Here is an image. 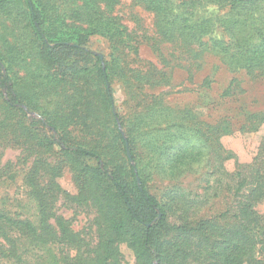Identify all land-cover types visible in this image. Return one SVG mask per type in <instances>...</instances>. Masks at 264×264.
Here are the masks:
<instances>
[{
	"label": "trees",
	"instance_id": "trees-1",
	"mask_svg": "<svg viewBox=\"0 0 264 264\" xmlns=\"http://www.w3.org/2000/svg\"><path fill=\"white\" fill-rule=\"evenodd\" d=\"M98 1L0 0V148L21 146L19 161L33 157L24 185L37 207L33 218L0 204V264H34L32 254L43 264H121L122 243L136 264H264V138L254 161L234 171L223 166L233 154L220 142L264 123V110L241 97L246 78L264 80V0H131L153 13L152 31L142 32L114 13L119 0ZM94 37L108 43L103 56L92 48ZM144 42L164 62V45L179 52L190 72L209 64L227 72L200 84H219L211 101L218 114L168 104L160 88L175 84L173 71L142 59ZM29 111L40 117L30 119ZM164 124L177 129L184 151L166 170L180 180L161 193L152 192L151 162L172 148L174 134L155 142L145 136ZM209 149L220 166L207 165ZM2 155L0 181L14 166L2 165ZM203 169L210 197L181 181ZM67 170L74 194L57 182ZM61 195L96 211L93 247L56 214ZM63 245L69 249L58 258L51 247Z\"/></svg>",
	"mask_w": 264,
	"mask_h": 264
},
{
	"label": "rangeland",
	"instance_id": "rangeland-1",
	"mask_svg": "<svg viewBox=\"0 0 264 264\" xmlns=\"http://www.w3.org/2000/svg\"><path fill=\"white\" fill-rule=\"evenodd\" d=\"M80 2V0H79ZM102 7H106V1H98ZM115 14H118L122 21L128 25L130 29H138L142 32L145 28L152 31L154 24V16L150 11L145 10L141 5H136L132 3L131 0H119V3L115 6ZM92 48L101 56H103L102 50H107L108 43L102 37H94L92 39ZM168 46V45H167ZM164 45V52L168 57V61H163L157 53H155L151 46L144 42L140 45V57L144 60L152 61L159 67H165L168 71H173V76L175 79V84L180 83V85L167 86L160 88V90L168 91V104L178 105V104H193L195 105L196 111L203 115L209 116L211 114H218L217 110L213 107L211 101L216 100L218 97L219 84L216 82L212 84L213 89L208 90L205 87L200 88L201 80L208 74H214L215 80L223 79L224 76L228 75L225 71L214 72L211 68V64L201 69L197 73L190 72L189 65L190 60L183 57L179 52L174 53L172 48ZM225 78V77H224ZM246 78V77H245ZM250 80V81H249ZM182 83L184 85H182ZM192 88V90L186 88ZM245 92L241 94L243 100H245L249 107L254 110H264V80H252L246 78L244 80ZM118 97H122V93L118 90ZM188 106V105H186ZM192 106V105H191ZM30 119L39 118L37 112L29 111L28 114ZM150 135L145 136L148 141L155 142L157 135L161 140L167 139L169 131L173 132L174 137L171 139L170 144L171 149H160L156 156H153L155 160L151 162L154 170L156 171V177L152 184V192L163 193L166 190V186L173 182L180 180L175 176H167L166 170L169 167V159L174 156V154H183L184 140L180 137L177 129L172 127V125L159 126L156 129H150ZM79 132L76 129V133ZM124 135L126 134L122 130ZM264 138V123L260 125L257 130L254 131H243L237 129L235 132L227 135H222L220 137V142L223 144L224 148L231 151L233 157L223 161L224 167L229 171H234L236 169V163H251L257 157L260 144ZM3 155L1 158V164L5 165L8 162L14 163L12 167L11 174L9 173L0 181V204H3L12 209L13 212L22 213L23 215H28L36 218V202L27 196V188L24 185V176L29 170L33 162V157L28 160L19 161L23 154V148L21 146H7L5 148H0ZM216 154L209 149L207 158V165L210 162L217 163L220 166V158L216 159ZM209 169V168H208ZM208 172H211L209 170ZM206 173V169L202 170V175L197 172H188L182 176L181 181L183 186L187 187L189 190H198L202 193L201 197L208 196L213 193V189H205L208 185L207 178L208 175L203 176ZM202 176V177H201ZM63 190L74 194L77 192L76 186L72 180L71 173L67 170L57 179ZM59 201L56 203L55 211L58 215H63L69 218V224L71 228L75 231H79L81 236L87 240L89 245L93 247L97 241L95 225L96 211L85 206H76L75 204L69 203L63 195L59 197ZM210 200H213L210 198ZM222 208V203L218 202L213 207L214 211L220 210ZM258 209L264 216V200L258 205ZM69 247L63 245L62 247H51V251L56 257H64L66 251ZM121 251V264H136L135 256L133 251L125 244L119 245ZM65 251L62 254L61 251ZM75 250H71L69 254L70 257H74ZM42 253V251H40ZM39 253V254H40ZM258 254L264 259V245L260 246ZM49 257V255H48ZM34 264H43L38 256L32 254L30 256ZM61 264H76L74 259H66L62 261Z\"/></svg>",
	"mask_w": 264,
	"mask_h": 264
},
{
	"label": "water",
	"instance_id": "water-1",
	"mask_svg": "<svg viewBox=\"0 0 264 264\" xmlns=\"http://www.w3.org/2000/svg\"><path fill=\"white\" fill-rule=\"evenodd\" d=\"M128 154H129V156H130V152L128 151ZM140 182V181H139Z\"/></svg>",
	"mask_w": 264,
	"mask_h": 264
}]
</instances>
